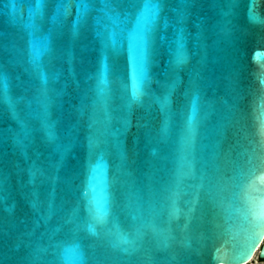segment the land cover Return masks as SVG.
<instances>
[{
    "label": "water",
    "instance_id": "95a60500",
    "mask_svg": "<svg viewBox=\"0 0 264 264\" xmlns=\"http://www.w3.org/2000/svg\"><path fill=\"white\" fill-rule=\"evenodd\" d=\"M262 173L264 0H0V264H238Z\"/></svg>",
    "mask_w": 264,
    "mask_h": 264
},
{
    "label": "clouds",
    "instance_id": "9594fccd",
    "mask_svg": "<svg viewBox=\"0 0 264 264\" xmlns=\"http://www.w3.org/2000/svg\"><path fill=\"white\" fill-rule=\"evenodd\" d=\"M254 59H255V56H254ZM256 179L258 183H261L262 179H264V173L260 174ZM262 241H264V231H258L255 236V239L253 240L251 244V248L248 254L243 256L241 259H239L238 264H251L253 253L255 252L257 246H259Z\"/></svg>",
    "mask_w": 264,
    "mask_h": 264
},
{
    "label": "flooded vegetation",
    "instance_id": "af4514ba",
    "mask_svg": "<svg viewBox=\"0 0 264 264\" xmlns=\"http://www.w3.org/2000/svg\"><path fill=\"white\" fill-rule=\"evenodd\" d=\"M256 257H254L253 261H257L258 263H263L264 264V258L260 256V250H258L257 254L255 255Z\"/></svg>",
    "mask_w": 264,
    "mask_h": 264
},
{
    "label": "snow or ice",
    "instance_id": "6c2138e0",
    "mask_svg": "<svg viewBox=\"0 0 264 264\" xmlns=\"http://www.w3.org/2000/svg\"><path fill=\"white\" fill-rule=\"evenodd\" d=\"M249 15H250L251 19H256V17L251 13V11H250ZM250 248H251V246H250Z\"/></svg>",
    "mask_w": 264,
    "mask_h": 264
},
{
    "label": "rangeland",
    "instance_id": "374dc122",
    "mask_svg": "<svg viewBox=\"0 0 264 264\" xmlns=\"http://www.w3.org/2000/svg\"><path fill=\"white\" fill-rule=\"evenodd\" d=\"M251 264H263V263H258L257 261L251 262Z\"/></svg>",
    "mask_w": 264,
    "mask_h": 264
},
{
    "label": "bare ground",
    "instance_id": "6f19581e",
    "mask_svg": "<svg viewBox=\"0 0 264 264\" xmlns=\"http://www.w3.org/2000/svg\"><path fill=\"white\" fill-rule=\"evenodd\" d=\"M256 257V256H255Z\"/></svg>",
    "mask_w": 264,
    "mask_h": 264
}]
</instances>
